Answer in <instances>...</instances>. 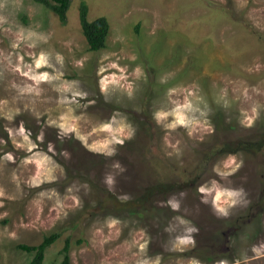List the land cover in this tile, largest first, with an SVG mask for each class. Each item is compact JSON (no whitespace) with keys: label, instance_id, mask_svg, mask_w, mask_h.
Here are the masks:
<instances>
[{"label":"rangeland","instance_id":"1","mask_svg":"<svg viewBox=\"0 0 264 264\" xmlns=\"http://www.w3.org/2000/svg\"><path fill=\"white\" fill-rule=\"evenodd\" d=\"M82 2L88 20L109 22L98 51L82 33ZM41 53L48 65L36 69ZM29 68L59 78L36 84L22 74ZM111 74L125 79L101 93ZM76 92L86 96L72 102ZM186 101L194 122L182 126L175 109ZM157 112L169 115L157 123ZM62 114L85 142L61 131ZM216 115L225 127L217 133ZM113 118L132 137L110 144V156L90 151L112 139L100 129ZM261 131L264 0H71L65 22L35 0H0V264H28L31 254L17 245L53 233L44 264L60 263L66 239L70 264H264V146L215 154ZM37 152L52 158L54 177L38 185L36 165L24 162ZM229 156L235 172L225 167ZM202 186L237 193L226 214ZM185 237L193 242L181 244Z\"/></svg>","mask_w":264,"mask_h":264},{"label":"clouds","instance_id":"2","mask_svg":"<svg viewBox=\"0 0 264 264\" xmlns=\"http://www.w3.org/2000/svg\"><path fill=\"white\" fill-rule=\"evenodd\" d=\"M57 61L62 63L63 62V57L60 56L59 54L56 57ZM77 64L79 66H83L82 65V61H77ZM48 65V61H47V56L43 53L40 54L39 58L35 60V68L36 69H40L42 67H45ZM112 67H117V65L113 64ZM105 69L101 68L100 72H104ZM121 72H123V69L120 70ZM140 70L137 69V72H139ZM24 76L28 77L29 79H31L32 81H34L36 84H39L41 82H45V81H52L55 79H58V76L55 75H50L47 71L44 72H38V73H33L32 69L29 68L28 71H25L22 73ZM125 79L124 76H120L119 78L115 75V74H111L110 76H104L101 78L100 80V91L101 93L105 92L107 90V87L109 86V84H118L119 80ZM31 90V89H29ZM64 91H68L69 87L67 85L64 86ZM174 91V90H172ZM129 95H131V85H129ZM81 97L83 98L84 96H86V93H82V92H76L73 94V100L72 102H76L75 101V97ZM191 109V104L189 102H185L182 105H177V108L175 109V116H176V123L182 126H188L189 124H192L194 121L189 120L186 115H185V111L186 110H190ZM255 111V110H253ZM169 115V113L167 112H157L155 114V119L157 120V123H159L161 120L165 119L167 116ZM9 119H11L12 117H8ZM247 125L251 126L254 117H247ZM60 123L58 124V127L61 129V131L65 134H67L68 132H75L77 134V138L81 141V142H85L86 141V136L83 134H80L78 132L77 126L75 124V120L73 119V122L71 124H68V120L69 117L67 115H61L59 117ZM113 122H114V118L112 122L109 123H105L102 125L101 127V131H106L109 132L112 135V139H104L98 143H95L93 145H86L89 147L90 151H98V152H104L105 150H107L106 154L107 155H112L115 151L114 148H110L109 145L112 144L113 142L115 143H119V144H123L124 140L120 139L119 137H125L127 139L131 138L133 135V130L131 129V127L127 124H124L123 122H121L120 126L113 128ZM52 124H56V121H52ZM93 131H96V129H93ZM18 133L20 135L23 136V140L28 142L29 146H28V151L31 152L33 148L36 147V145L34 143H32L30 141V135L31 133L26 131V129L23 126V122H21V125L18 129ZM9 134L12 135V130L9 129ZM38 140H43V133H41L38 137ZM22 145H18V147H20ZM48 151L49 152H53L54 148L51 144H49L48 147ZM8 159L11 160L12 156L9 154L8 155ZM26 164L27 163H34L36 165L37 168V172L36 175L33 177V183L35 184H40L41 182H43L44 180H52L54 179L53 176H51V171L52 169L49 167L50 164H52V158L50 156H48L47 154L44 153H35L33 157H29L26 158L24 161ZM225 167H231V171L235 172L236 169H238L240 167L239 163H236V158L235 156H229L227 161L225 162ZM106 183L108 185H111L113 183V179L111 176H108L106 178ZM213 190H215V197H214V203H215V207L216 209L223 214H226V209L224 207V205L230 204V203H234L235 201H230L228 198L237 195V193H233V192H225V191H221L218 188H216L214 186V188H205V187H200L199 191L201 193H211L213 192ZM168 203L170 204L172 209H177L178 208V204L177 202H175L174 200H169ZM113 224L117 223L116 220L112 221ZM192 238L191 237H185L182 238L180 240L181 244H188V243H192Z\"/></svg>","mask_w":264,"mask_h":264},{"label":"trees","instance_id":"3","mask_svg":"<svg viewBox=\"0 0 264 264\" xmlns=\"http://www.w3.org/2000/svg\"><path fill=\"white\" fill-rule=\"evenodd\" d=\"M36 2L44 4L49 10L54 12L61 22H65L67 18V11L71 0H35ZM88 7L82 2L80 4L79 19L82 33L87 42L88 48L92 51H98L105 47V41L109 33V22L104 16L97 17L93 20L87 18ZM223 117L216 115L213 119L216 133L224 129L221 124ZM264 146V132H257L255 139L253 137L243 141L228 140L221 143L218 147V153L234 152L235 150H242L244 152H253L254 149H262ZM57 239V234L44 236L43 240L37 245L18 244L17 247L27 251L31 254V259L28 264H44L45 252L47 248ZM71 242L66 239L63 248L61 249V261L59 264H70L69 251Z\"/></svg>","mask_w":264,"mask_h":264}]
</instances>
